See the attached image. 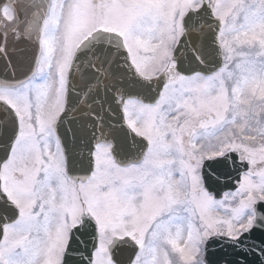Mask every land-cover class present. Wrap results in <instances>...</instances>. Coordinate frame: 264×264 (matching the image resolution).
<instances>
[{"label": "snow or ice", "instance_id": "obj_1", "mask_svg": "<svg viewBox=\"0 0 264 264\" xmlns=\"http://www.w3.org/2000/svg\"><path fill=\"white\" fill-rule=\"evenodd\" d=\"M19 6L18 10L14 4L5 12L12 14L8 23L0 20L5 40L9 33L15 39L28 38L25 33L39 14L36 0H19ZM180 8L179 19L169 23L136 0H48L32 74L15 82L0 79V105L4 106L0 111V176L12 168L11 157L25 138H34L32 148L44 161L41 169L56 155L45 157V150L37 147L42 141L50 149L47 140L55 134L56 152H64L56 125L66 111L69 73L77 52L93 41L100 43L97 34L103 29H115L104 32V42L118 41L117 51H126L129 67L140 80L164 81L151 103L125 97L122 91L116 94L127 128L147 144L142 169L119 171L123 176L149 168L154 171L140 186L147 208L129 220L127 235L105 241L102 226L98 231L96 222L82 220L63 249L57 248L50 231V207L27 201L21 206L0 188L4 221L0 224V264H50L53 249L62 252L58 264H98L100 255L106 264H211L208 250L215 242L221 248L230 246L236 254L230 261L222 258L228 264H249L253 254L264 264V238L259 243L252 238L254 229L264 232V0H182ZM81 9L91 15H74ZM107 9L125 11L105 19ZM202 10L218 22L215 42L222 66L209 74L184 75L174 52L189 30L205 36L206 25L196 24ZM21 12L22 24L18 22ZM186 18L191 19V29ZM61 34L67 43L58 54ZM100 52V63H110L114 54L103 48ZM195 59L205 63L199 55ZM100 76L111 78L106 70ZM225 76H235L230 88L223 84ZM102 82L97 77V84L88 85V91ZM41 110L49 114L43 131L35 120ZM26 114L31 118L27 125ZM113 148L111 141L98 137L91 171L83 176L93 177L95 157H111ZM231 153L239 165L247 167L235 190L218 199L210 181L222 184L224 179L213 164L226 159L231 165ZM121 194L129 195L127 186L121 185L110 195ZM32 199L29 195L28 200Z\"/></svg>", "mask_w": 264, "mask_h": 264}, {"label": "water", "instance_id": "obj_2", "mask_svg": "<svg viewBox=\"0 0 264 264\" xmlns=\"http://www.w3.org/2000/svg\"><path fill=\"white\" fill-rule=\"evenodd\" d=\"M47 3L48 0H36V11L39 14L33 18L29 30L25 33L28 38L22 35L20 39H15L14 35L9 33L8 39L5 40L4 35L0 34V47L4 48V51L0 52V79L15 82L26 79L32 74L39 51L40 25ZM14 4L19 10V0H0V20L9 22L3 11L11 9ZM197 15L200 17L196 22L197 26L201 22L206 25L203 29L205 36L201 38L199 34L189 30L187 35L181 37V43L174 52L178 69L184 75H191L196 71L209 74L222 66V58L215 42L218 22L210 12L202 10ZM23 20L24 13L21 12L18 22L22 24ZM186 20H188L187 27L191 29V19L186 18ZM97 40L100 43L93 41L76 54L74 66L68 77L66 111L56 125V135L61 141L66 158L67 175L76 182H86L90 178L83 175L91 171L94 144L101 136L105 141L113 143L112 157L117 165L125 167L143 160L146 141L136 137L127 128L121 107L116 103V94L122 91L125 97H140L145 102L151 103L157 98L164 83L162 78L152 83L140 80L129 67L126 51L122 48L117 51V40L113 39L111 43H105L107 36L104 32L97 34ZM198 47L202 50L194 51ZM102 48L114 54L110 63L107 61L100 63ZM197 55L205 63H199L195 59ZM101 70H106L111 78L101 77ZM97 77L103 82L94 91L89 92L88 85L97 84ZM85 93H87L86 98ZM81 100H84V103H81ZM3 108L4 106L0 105V111ZM229 155L233 161L231 165L226 159L213 164V167L222 172L224 179L222 184L210 181L218 199L224 192L235 190L241 172L247 167L237 163L235 153ZM83 220L96 222L91 218ZM2 223L4 221L0 217V224ZM252 238L259 243L264 238V232L254 229ZM225 248L229 250L225 251ZM225 248H221L220 242L210 243L208 258L211 264H216L217 261L220 264H228V261L235 257L236 254L231 251L230 246ZM224 257H227L228 261L222 259ZM248 261L249 264H259V257L253 254L248 257Z\"/></svg>", "mask_w": 264, "mask_h": 264}, {"label": "rangeland", "instance_id": "obj_3", "mask_svg": "<svg viewBox=\"0 0 264 264\" xmlns=\"http://www.w3.org/2000/svg\"><path fill=\"white\" fill-rule=\"evenodd\" d=\"M137 3L146 4L148 10L161 18L167 19L171 23L174 19L178 20L181 8L182 0H136ZM125 10L122 9H107L104 13V18L107 19L113 14H122ZM75 14L84 15V12L75 11ZM108 31H115V29H106ZM67 41L61 34L57 42L58 54L62 46L66 45ZM235 83V76H225L223 84L225 87L230 88ZM215 98V93H213ZM48 113L41 110L37 111L35 120L37 128L43 131ZM264 120V118H262ZM24 121L27 124L31 122V118L26 114ZM227 126H225V130ZM32 137L25 138V140L18 146L13 153L12 168L7 175L2 176L3 186L8 195L15 199L16 202L23 206L25 202L31 204L43 203L51 208V229L50 231L58 233L60 214L64 212L65 207L69 204L74 210V214L71 216L69 223H63L65 228H70L77 221V218H81L84 214L95 216L99 222V227H103L102 237L105 241L111 240L116 231L122 224V218L125 221H129L139 216L132 215L131 202L125 198L124 195H117L115 198L110 195L117 191L121 185L127 186L129 189H134L135 200L137 197L144 196L145 203L147 197L143 194L141 185L148 180V173L154 171L149 168L145 171H131L126 176L121 175L119 170L122 169H134L140 170L144 167V163L137 167L120 168L115 165L112 157L107 155L96 156V172L93 178L84 185L75 186L71 184L65 176V161L62 152L57 153L54 144L55 135L47 140V144L51 145L50 149H46L45 143L42 141L37 147L43 149L44 156L48 157L52 153H56L45 166V169H41L40 165L44 161L40 158L39 152L32 148ZM27 182V187L25 186ZM157 196V193L154 192ZM154 193L151 196H154ZM32 195L33 199L28 200V196ZM129 205V207H128ZM136 208H137V204ZM145 205V204H144ZM113 207V209H112ZM127 208L128 211L124 209ZM60 209V210H59ZM146 210V205L145 209ZM54 218L56 221H54ZM129 223V222H128ZM125 225V224H124ZM126 229V225L123 226ZM129 228L130 225L128 224ZM127 228V229H128ZM127 231V230H126ZM122 232H125L123 230ZM121 232V233H122ZM68 233V230H67ZM122 233L121 235H123ZM33 233L32 236H36ZM43 235V234H41ZM58 249H63V244L58 242ZM51 252V251H50ZM49 252V253H50ZM60 251H55V255H60ZM96 260L98 264H106L102 255L97 256ZM50 264H58L59 256L56 257Z\"/></svg>", "mask_w": 264, "mask_h": 264}, {"label": "flooded vegetation", "instance_id": "obj_4", "mask_svg": "<svg viewBox=\"0 0 264 264\" xmlns=\"http://www.w3.org/2000/svg\"><path fill=\"white\" fill-rule=\"evenodd\" d=\"M54 221H56V219L54 218ZM54 239L58 242L63 244V247L65 245L66 242V234L64 229L60 228V230H58V233H54ZM58 248V245H57ZM54 250V249H53ZM53 250L49 253V256L51 257L52 261L55 259V254L53 253Z\"/></svg>", "mask_w": 264, "mask_h": 264}]
</instances>
